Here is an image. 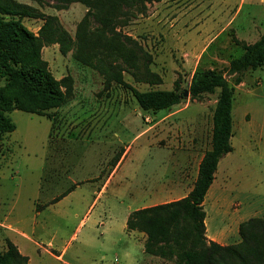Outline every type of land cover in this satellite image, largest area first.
Listing matches in <instances>:
<instances>
[{"label":"rangeland","instance_id":"1","mask_svg":"<svg viewBox=\"0 0 264 264\" xmlns=\"http://www.w3.org/2000/svg\"><path fill=\"white\" fill-rule=\"evenodd\" d=\"M14 1L38 16L22 19L31 33L53 16L69 34L65 55L50 45L41 56L55 79H73L74 94L46 116L8 114L16 128L0 137V253L9 241L27 264H63L48 244L65 248L70 264H175L169 255L144 259L125 221L165 178L193 185L219 93L190 97L193 73L205 70L233 89V151L218 163L204 212L216 218L215 229L218 210L236 221L264 218V65L238 85L226 73L241 52L231 35L244 44L259 39L264 0L119 4L107 9L110 24L95 20L93 9L85 18L89 8L79 2ZM110 66L137 91L188 95L169 109L143 111L129 90L105 85Z\"/></svg>","mask_w":264,"mask_h":264},{"label":"trees","instance_id":"2","mask_svg":"<svg viewBox=\"0 0 264 264\" xmlns=\"http://www.w3.org/2000/svg\"><path fill=\"white\" fill-rule=\"evenodd\" d=\"M62 5L79 2L89 8L85 18L92 14L99 23L110 24L107 9L119 4L137 5L161 0H54ZM109 5L111 8H109ZM144 8V7H142ZM38 16L14 0H0V137L12 133L16 126L8 117L12 111L46 116L73 97V79L65 76L55 79L42 59L41 50L58 45L65 55L73 42L56 17L48 16L37 34L31 33L22 23L24 18ZM232 42L240 48V55L229 61L227 76L234 85L242 76L264 65V29L253 44H244L231 35ZM81 49V45L78 46ZM105 85L115 83L131 92L139 108L156 113L181 102L184 91L150 90L140 92L126 84L121 71L112 66L102 72ZM218 96L212 115L210 149L198 165L191 191L183 198L131 212L125 223L126 230L144 233L145 254L153 257L174 256L175 264H264V218H252L238 227L240 241L221 246L208 241L205 236L203 202L210 189L218 163L231 153L233 89L226 77L213 70L194 72L188 87L191 98L214 93ZM48 119L50 117L47 116ZM74 188L54 199L59 202ZM28 258L19 253L11 243L0 253V264H27Z\"/></svg>","mask_w":264,"mask_h":264},{"label":"crops","instance_id":"3","mask_svg":"<svg viewBox=\"0 0 264 264\" xmlns=\"http://www.w3.org/2000/svg\"><path fill=\"white\" fill-rule=\"evenodd\" d=\"M214 178H215V175H214ZM191 189H192V185L188 186V182H184V179H178L176 177L175 178L171 177L169 179L165 178V181L162 182L161 185H159L158 187H156L155 189H153L152 191H150L148 193V196H146L142 200V204L136 210L144 209V208L152 207L155 205H160V204L179 200V199L185 197L191 191ZM209 190H208V192H209ZM207 194L204 198L203 206L205 204ZM220 197L223 198L224 194L222 193ZM216 208H217V206H216ZM212 214L214 215L213 212H212ZM217 220L219 221L220 226L217 227V229H215L213 225H214V222L216 221V218L214 217L213 222H212L211 218L209 216L207 217L206 213H205L204 225H205V236H206L207 240L215 242L221 246H228V245H233V244L238 243L240 241V237L238 235V226L243 220L242 221H236V220H232L230 218L227 219L226 214L219 212V210H218ZM125 223H126V221H125ZM125 229H126V227H125ZM18 233H20L23 237L27 238V236L23 232L18 231ZM128 233L133 235L134 239L136 240L137 246L140 249V252L144 256V259L146 257L147 258L150 257L149 255L145 254V252H144V243L146 240V235L144 233H140V232H136V231H131V232L128 231ZM13 245L17 249L19 248L17 245H15V244H13ZM48 247H52L60 253V255L58 257H55V258H59L63 264H70V263L65 262V261L63 262V260H62L64 258L65 248H63L61 251H59V249L57 247H55L53 244H48ZM48 247H46V248H48ZM18 251H19V249H18ZM19 253H20V251H19ZM20 254H22V253H20ZM24 256H26V255H24Z\"/></svg>","mask_w":264,"mask_h":264},{"label":"water","instance_id":"4","mask_svg":"<svg viewBox=\"0 0 264 264\" xmlns=\"http://www.w3.org/2000/svg\"><path fill=\"white\" fill-rule=\"evenodd\" d=\"M187 95H188V93L185 91V92H184V97H186Z\"/></svg>","mask_w":264,"mask_h":264}]
</instances>
